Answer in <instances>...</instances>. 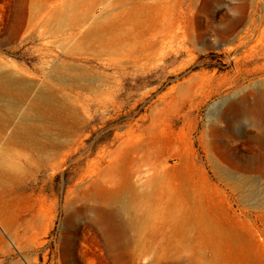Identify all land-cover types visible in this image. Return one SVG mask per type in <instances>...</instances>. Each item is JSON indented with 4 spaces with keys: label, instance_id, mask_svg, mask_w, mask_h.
<instances>
[{
    "label": "rangeland",
    "instance_id": "1",
    "mask_svg": "<svg viewBox=\"0 0 264 264\" xmlns=\"http://www.w3.org/2000/svg\"><path fill=\"white\" fill-rule=\"evenodd\" d=\"M263 28L264 0H0L40 144L0 148V264H264Z\"/></svg>",
    "mask_w": 264,
    "mask_h": 264
},
{
    "label": "bare ground",
    "instance_id": "2",
    "mask_svg": "<svg viewBox=\"0 0 264 264\" xmlns=\"http://www.w3.org/2000/svg\"><path fill=\"white\" fill-rule=\"evenodd\" d=\"M66 23L67 21H64L63 25H65ZM260 26H256L255 21L252 20V30L250 31L256 32ZM100 32L101 31L98 30L97 27L91 28L83 34L82 40H91L92 38L96 37V35H99ZM252 44L253 43H251L250 45ZM249 53L250 57L252 58H264V28L262 30V35L257 39L256 43L252 45ZM27 87L28 86H26V84L21 78L14 76L10 72H0V148L15 149L16 152L20 155H24L28 148H30V150L35 154H38L40 151L39 142L37 140H34L33 143L29 144L27 143L24 135V124L27 120V114L22 112V109H25L23 108V105L25 104L27 99ZM42 98H44V100L46 101L48 100V98L42 97L41 94H37L32 99V105L39 104ZM15 120H17V124L15 126L14 131L10 135H8L6 142L2 144L1 141L3 139L4 134L7 133L10 125ZM2 155L4 156V154ZM3 158L4 157H2L1 159L3 160ZM0 220L4 223V219H2L1 216Z\"/></svg>",
    "mask_w": 264,
    "mask_h": 264
}]
</instances>
